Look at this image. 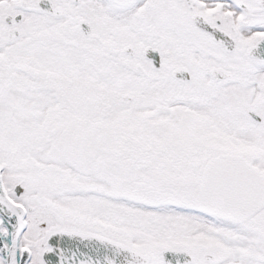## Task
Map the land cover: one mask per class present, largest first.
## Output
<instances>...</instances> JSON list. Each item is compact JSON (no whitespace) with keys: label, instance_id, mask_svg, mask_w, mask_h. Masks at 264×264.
Instances as JSON below:
<instances>
[{"label":"snow or ice","instance_id":"obj_1","mask_svg":"<svg viewBox=\"0 0 264 264\" xmlns=\"http://www.w3.org/2000/svg\"><path fill=\"white\" fill-rule=\"evenodd\" d=\"M0 264H264V0H0Z\"/></svg>","mask_w":264,"mask_h":264}]
</instances>
